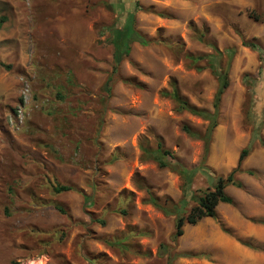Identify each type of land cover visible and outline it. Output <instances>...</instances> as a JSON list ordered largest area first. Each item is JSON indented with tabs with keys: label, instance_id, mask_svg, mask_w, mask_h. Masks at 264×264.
Masks as SVG:
<instances>
[{
	"label": "rangeland",
	"instance_id": "374dc122",
	"mask_svg": "<svg viewBox=\"0 0 264 264\" xmlns=\"http://www.w3.org/2000/svg\"><path fill=\"white\" fill-rule=\"evenodd\" d=\"M0 18V264H264V0H0ZM126 22L151 41L115 71ZM221 72L202 169L184 127L209 121L173 91L213 112ZM159 143L189 182L144 152ZM246 147L233 202L175 237Z\"/></svg>",
	"mask_w": 264,
	"mask_h": 264
},
{
	"label": "trees",
	"instance_id": "16d2710c",
	"mask_svg": "<svg viewBox=\"0 0 264 264\" xmlns=\"http://www.w3.org/2000/svg\"><path fill=\"white\" fill-rule=\"evenodd\" d=\"M132 18L134 20V15L132 14ZM4 18H0V28L3 26ZM111 34V43L114 47V62H115V71L118 66L122 63L124 58L130 54L131 52V44L132 42L138 41L142 45H147L151 40L147 39L144 35L138 32L134 27H130L127 22L122 27L111 26L109 28ZM254 45V44H253ZM253 47H256L255 45ZM220 87L216 93L214 100V111L210 112L208 110L197 109L191 106L186 100H184L180 94L174 90L173 97L177 101L179 107L181 109L190 110L192 113L197 114L199 116L204 117L209 121L208 127L206 129L205 134L202 136L199 133L191 130L188 126L184 127V130L190 134L192 137H203L206 143V152L205 157L202 160L199 168L206 169L205 160L208 155V147L212 137V134L215 128L218 126V116H219V107L222 100V96L229 85V79L227 72H221L219 74ZM262 144L264 145V139H261ZM144 152L159 162L161 167H170L171 169L178 171L179 173L185 175L187 177V181L189 182L191 178V174L193 170L187 169L185 166L179 163L176 159L175 154L172 150L163 148L161 143H159L158 147L155 150H150L148 148H143ZM250 150L248 147L244 148L239 156L238 165L234 168L226 177L218 176L215 180L214 189L204 196L195 197L197 204L192 208L191 212L185 214L182 211V208L178 207L176 210V232L175 237H179L184 234V226L186 223L196 224L199 220L211 217L217 218L216 207L220 203H232L233 198L226 193L225 188L230 185H236L241 187L242 184L235 179V174L239 171L240 165L245 159V157L249 154ZM74 187L70 185L59 184L55 187V192L61 193L62 191L72 190ZM151 201L156 204L155 198H152ZM184 204H187V200L184 199ZM98 221L103 224L105 221L103 219H98ZM164 251H168L167 246H163ZM186 256H192L191 253L185 254ZM171 264V261L169 262Z\"/></svg>",
	"mask_w": 264,
	"mask_h": 264
}]
</instances>
